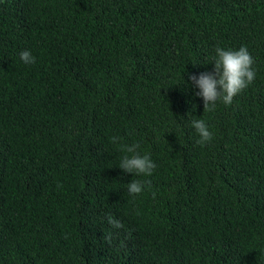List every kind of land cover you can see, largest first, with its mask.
Listing matches in <instances>:
<instances>
[{
  "label": "trees",
  "instance_id": "trees-1",
  "mask_svg": "<svg viewBox=\"0 0 264 264\" xmlns=\"http://www.w3.org/2000/svg\"><path fill=\"white\" fill-rule=\"evenodd\" d=\"M242 46L204 111L190 76ZM0 264H264V0H0Z\"/></svg>",
  "mask_w": 264,
  "mask_h": 264
},
{
  "label": "clouds",
  "instance_id": "clouds-1",
  "mask_svg": "<svg viewBox=\"0 0 264 264\" xmlns=\"http://www.w3.org/2000/svg\"><path fill=\"white\" fill-rule=\"evenodd\" d=\"M215 53L212 72L190 76V79L199 89L195 95L202 97L204 111H213L217 101H222L225 105H231L233 98L252 84L256 77V70L253 68L255 61L246 47L242 46L239 50H225L217 47ZM20 59L26 65L35 63V57L28 50L20 53ZM192 127L199 135L198 143L201 145L213 139V134L203 119L192 121ZM119 139V137L114 136L111 138V142L115 144ZM139 148L138 143L125 146L123 150L132 155H125L119 164V168L125 173L150 177L156 168V164L149 154L141 155L138 151ZM146 183H150V181L132 180L128 184L129 195L135 198V196L141 194ZM153 197H155V193H153ZM108 222L115 228L122 227L120 222L111 216L108 217Z\"/></svg>",
  "mask_w": 264,
  "mask_h": 264
}]
</instances>
